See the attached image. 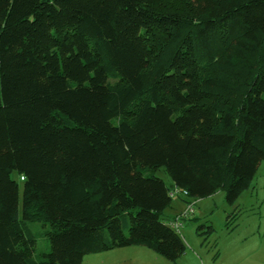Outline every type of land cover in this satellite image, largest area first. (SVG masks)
Instances as JSON below:
<instances>
[{
    "label": "trees",
    "instance_id": "16d2710c",
    "mask_svg": "<svg viewBox=\"0 0 264 264\" xmlns=\"http://www.w3.org/2000/svg\"><path fill=\"white\" fill-rule=\"evenodd\" d=\"M263 161L264 0H0V264L175 261L172 192L234 204Z\"/></svg>",
    "mask_w": 264,
    "mask_h": 264
},
{
    "label": "rangeland",
    "instance_id": "374dc122",
    "mask_svg": "<svg viewBox=\"0 0 264 264\" xmlns=\"http://www.w3.org/2000/svg\"><path fill=\"white\" fill-rule=\"evenodd\" d=\"M156 176L168 186L172 183L164 168ZM162 218L169 225L176 218L183 224L178 233L186 250L175 261L133 245L88 254L82 264H264V161L234 204L227 201L224 189L205 198L182 200L175 195ZM37 249L49 251L47 239H39Z\"/></svg>",
    "mask_w": 264,
    "mask_h": 264
},
{
    "label": "built area",
    "instance_id": "2783aa9c",
    "mask_svg": "<svg viewBox=\"0 0 264 264\" xmlns=\"http://www.w3.org/2000/svg\"><path fill=\"white\" fill-rule=\"evenodd\" d=\"M175 195H177L178 197H183V198H187L188 197V192H186V191H183V192H181V191H174V192H172V196L174 197ZM190 205H189V207H188V213L190 212V211H192L191 210V208H192V205H191V203H189ZM170 226L172 227V228H174V229H177V230H179L181 227H183V224L180 222V219H176V220H174V221H172L171 223H170Z\"/></svg>",
    "mask_w": 264,
    "mask_h": 264
}]
</instances>
